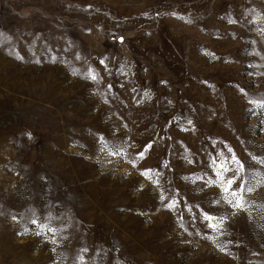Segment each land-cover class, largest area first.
Returning <instances> with one entry per match:
<instances>
[{"label": "rangeland", "instance_id": "374dc122", "mask_svg": "<svg viewBox=\"0 0 264 264\" xmlns=\"http://www.w3.org/2000/svg\"><path fill=\"white\" fill-rule=\"evenodd\" d=\"M261 160L264 0H0V264H264Z\"/></svg>", "mask_w": 264, "mask_h": 264}, {"label": "snow or ice", "instance_id": "6c2138e0", "mask_svg": "<svg viewBox=\"0 0 264 264\" xmlns=\"http://www.w3.org/2000/svg\"><path fill=\"white\" fill-rule=\"evenodd\" d=\"M94 78V77H93ZM143 156V153H141V157ZM234 161H235V157L233 156V158H232ZM261 163H264V160H261L260 161ZM215 163V162H214ZM237 163H238V161H237ZM219 169H223V171H227L228 169H227V167L223 164V162L219 165V167H218V175H222V173L219 171ZM146 174V173H145ZM234 182V180H229L227 183H228V185H229V187H227V188H225L224 189V191H226V192H228L229 190H230V186H231V184ZM232 194V196L233 197H236L237 196V193L236 192H232L231 193ZM234 206H236V207H243V201H242V199H237V200H235V204H234Z\"/></svg>", "mask_w": 264, "mask_h": 264}]
</instances>
